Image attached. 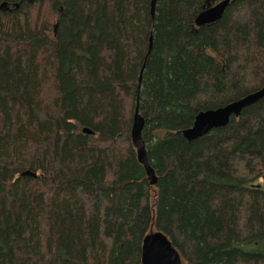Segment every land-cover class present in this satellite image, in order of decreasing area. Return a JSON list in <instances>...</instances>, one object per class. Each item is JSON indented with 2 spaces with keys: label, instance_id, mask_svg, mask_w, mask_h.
I'll return each mask as SVG.
<instances>
[{
  "label": "trees",
  "instance_id": "trees-1",
  "mask_svg": "<svg viewBox=\"0 0 264 264\" xmlns=\"http://www.w3.org/2000/svg\"><path fill=\"white\" fill-rule=\"evenodd\" d=\"M217 1L0 0V264H140L151 229L182 264H264V96L181 134L264 84V0L196 26Z\"/></svg>",
  "mask_w": 264,
  "mask_h": 264
},
{
  "label": "water",
  "instance_id": "water-1",
  "mask_svg": "<svg viewBox=\"0 0 264 264\" xmlns=\"http://www.w3.org/2000/svg\"><path fill=\"white\" fill-rule=\"evenodd\" d=\"M229 1L231 0H218L212 5L208 4L207 7L202 8L196 14L194 24L199 26L217 20ZM154 4L155 0H149V13L151 18L153 17ZM55 26L56 22L53 24V31ZM150 40L151 38L149 37L148 49L150 48ZM141 70L142 67L138 74V86L141 77ZM263 96L264 84L260 88L220 107L198 111L195 114L191 125L182 129L181 134L188 141L200 137L212 128L225 125L230 115L237 116L243 107L259 100ZM142 125L143 119L137 111V105H135L130 123V139L132 145L135 147L137 161L143 166L149 184H153L155 182V177L153 170L148 164L140 134ZM82 131L90 132L87 128H82ZM21 174L33 175V173L29 171H23ZM139 260L140 264H182L176 248L171 244L166 235L159 230H149L143 235L140 244Z\"/></svg>",
  "mask_w": 264,
  "mask_h": 264
},
{
  "label": "rangeland",
  "instance_id": "rangeland-1",
  "mask_svg": "<svg viewBox=\"0 0 264 264\" xmlns=\"http://www.w3.org/2000/svg\"><path fill=\"white\" fill-rule=\"evenodd\" d=\"M259 180H261V178H260ZM151 230H152V229H151Z\"/></svg>",
  "mask_w": 264,
  "mask_h": 264
}]
</instances>
